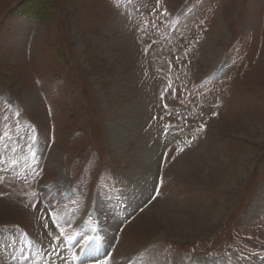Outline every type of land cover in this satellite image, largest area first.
I'll return each mask as SVG.
<instances>
[{
  "label": "rangeland",
  "instance_id": "374dc122",
  "mask_svg": "<svg viewBox=\"0 0 264 264\" xmlns=\"http://www.w3.org/2000/svg\"><path fill=\"white\" fill-rule=\"evenodd\" d=\"M0 178V264H264V0H0Z\"/></svg>",
  "mask_w": 264,
  "mask_h": 264
},
{
  "label": "snow or ice",
  "instance_id": "6c2138e0",
  "mask_svg": "<svg viewBox=\"0 0 264 264\" xmlns=\"http://www.w3.org/2000/svg\"><path fill=\"white\" fill-rule=\"evenodd\" d=\"M0 179H2V178H0ZM64 235V232H63V230H61V236H63Z\"/></svg>",
  "mask_w": 264,
  "mask_h": 264
}]
</instances>
